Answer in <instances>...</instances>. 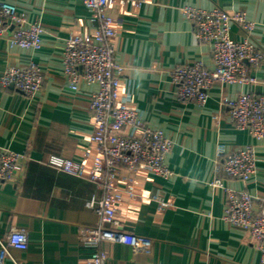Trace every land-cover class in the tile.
<instances>
[{"label":"crops","instance_id":"crops-1","mask_svg":"<svg viewBox=\"0 0 264 264\" xmlns=\"http://www.w3.org/2000/svg\"><path fill=\"white\" fill-rule=\"evenodd\" d=\"M6 1L17 4L30 21L42 22L43 45L23 49L0 38V72L35 63L43 71L44 85L33 99L0 87V146L29 155L17 181H0V236L27 230L28 247L12 248L22 264H82L93 248L80 244L78 232L98 224L88 201L103 191L48 159H83L97 86L82 82L79 89L71 88L62 51L70 34L94 31L98 22L84 0ZM186 6L244 12L255 23L252 40L264 51V0H127L113 6L117 54L126 68L121 96L140 110L148 126L164 130L174 141L167 155L174 174L164 178L147 169L135 173L138 193H158L171 199L172 206L159 211L154 201L127 197L118 213L123 229L150 236L154 243L137 253L122 243L108 245L107 264H261L255 239L224 218L227 195L210 182L220 144L227 150L252 144L258 157L256 176L248 182L224 176V182L229 189L264 198V138L232 123L225 103L241 91L264 93V62L252 73L255 84L217 82L205 104L180 101L173 68L197 61L214 66L211 46L196 37L194 22L183 12ZM248 35L239 24L232 25L234 39Z\"/></svg>","mask_w":264,"mask_h":264},{"label":"built area","instance_id":"built-area-1","mask_svg":"<svg viewBox=\"0 0 264 264\" xmlns=\"http://www.w3.org/2000/svg\"><path fill=\"white\" fill-rule=\"evenodd\" d=\"M127 0H84L93 10L98 26L94 31L70 34L62 51L64 73L70 87L95 84L90 110L92 132L77 160L51 155L48 163L61 171L94 181L103 195L93 194L88 203L99 216L95 226L79 229V242L93 248L82 264H107L108 245L118 243L132 247L135 253L150 248L154 239L123 229L118 219L120 205L127 197L144 202H156L157 210L165 211L172 200L158 193L136 191L135 173L147 169L170 178L174 172L167 164V155L174 141L164 130L148 126L138 108L129 104L120 93L126 72L117 54L118 29L111 9L117 2ZM184 14L194 22L196 37L210 44L214 66L201 61L182 63L172 70L177 86V98L182 102L205 104L217 82L255 84L252 73L264 62V51L252 40L255 23L242 11L230 13L221 8L211 10L186 6ZM239 24L248 36L236 40L231 36L233 24ZM44 26L40 20L30 21L17 4L0 0V38L13 47L38 50L43 45ZM44 85L39 65L30 63L10 66L0 72V87L14 88L27 98H35ZM228 118L239 129L251 130L254 137L264 138V93L241 91L225 100ZM213 188L226 193L224 218L256 241L264 264V198L259 200L249 190H232L224 176L248 182L257 174L258 157L252 144L227 150L218 146ZM29 155L9 146H0V181L15 182L26 170ZM29 234L17 228L0 236V264H22L12 254V248H27Z\"/></svg>","mask_w":264,"mask_h":264}]
</instances>
